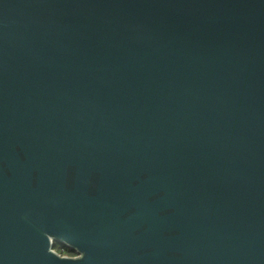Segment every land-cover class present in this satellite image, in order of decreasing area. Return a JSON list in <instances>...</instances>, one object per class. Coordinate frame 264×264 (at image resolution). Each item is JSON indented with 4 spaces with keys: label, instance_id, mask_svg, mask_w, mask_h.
I'll return each instance as SVG.
<instances>
[{
    "label": "water",
    "instance_id": "obj_1",
    "mask_svg": "<svg viewBox=\"0 0 264 264\" xmlns=\"http://www.w3.org/2000/svg\"><path fill=\"white\" fill-rule=\"evenodd\" d=\"M0 264H264V0H0Z\"/></svg>",
    "mask_w": 264,
    "mask_h": 264
},
{
    "label": "built area",
    "instance_id": "obj_2",
    "mask_svg": "<svg viewBox=\"0 0 264 264\" xmlns=\"http://www.w3.org/2000/svg\"><path fill=\"white\" fill-rule=\"evenodd\" d=\"M53 250H56V251H58L60 254H62V255H71V254H69V252H67V251H64V248H62L61 247V250H60V247L59 248H53Z\"/></svg>",
    "mask_w": 264,
    "mask_h": 264
},
{
    "label": "rangeland",
    "instance_id": "obj_3",
    "mask_svg": "<svg viewBox=\"0 0 264 264\" xmlns=\"http://www.w3.org/2000/svg\"><path fill=\"white\" fill-rule=\"evenodd\" d=\"M61 246V244L60 243H55L54 244V247L57 249V248H59Z\"/></svg>",
    "mask_w": 264,
    "mask_h": 264
},
{
    "label": "trees",
    "instance_id": "obj_4",
    "mask_svg": "<svg viewBox=\"0 0 264 264\" xmlns=\"http://www.w3.org/2000/svg\"><path fill=\"white\" fill-rule=\"evenodd\" d=\"M60 250H61V246H60ZM64 251H66L65 248H64ZM69 254H73V253H69Z\"/></svg>",
    "mask_w": 264,
    "mask_h": 264
}]
</instances>
